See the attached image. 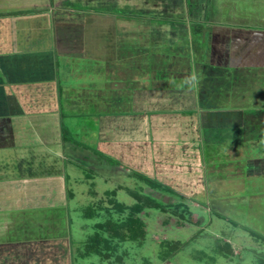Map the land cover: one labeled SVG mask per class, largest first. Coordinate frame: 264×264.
<instances>
[{
    "label": "crops",
    "instance_id": "obj_1",
    "mask_svg": "<svg viewBox=\"0 0 264 264\" xmlns=\"http://www.w3.org/2000/svg\"><path fill=\"white\" fill-rule=\"evenodd\" d=\"M51 1L0 0V264L59 262L60 257L56 259L60 251L65 254L62 259L65 264H71L75 256H93H81L78 250L85 240L75 244L71 234L72 200L78 197L80 185H77L74 171L70 170L81 166L74 152L84 154L83 150L88 147H80L65 136V129L71 130L60 124L61 101H66L69 108L73 95L77 93L94 89L102 95L109 92V88H116V92L131 90V108L101 116L97 136L99 150L114 153L119 159L125 158L130 165H143L144 161L139 160L147 150V163L151 168L153 164L156 166L158 158L171 161L162 165L164 171L169 172L166 177L171 179L169 175L174 176L170 181L181 175L175 174L178 170L174 161L169 160L174 156L179 157L180 165V160L193 156L195 159L199 157L201 162L212 158L218 164L225 159L234 160L228 158L231 152H234V157L237 155L235 152L239 151L241 157L240 152L243 156L249 152L254 156L252 163L264 167L262 145L259 156L254 151L256 148L246 145L254 138H264V98L261 103L252 100L249 88L239 92L237 98H232L234 80L210 81L217 85L219 98H214L213 94L210 99L217 108V111H211L214 114L210 113V116L223 127L225 125H221V121L229 119V127H225L229 135L236 126V116H241L242 130L239 127L233 134L241 135L242 139L237 141L232 135L231 139L222 138L223 128L211 126L219 136L207 141L205 131L208 127L204 124L205 114L211 108L204 97L208 85L205 72L208 61L215 74L217 71L218 75L222 72H230L236 77L240 75L241 86L250 85L252 70L264 69V0H251L253 11L234 18H225L224 15L222 22L215 21L218 20L216 13H212V20H206L204 10L211 3L206 5L202 0L200 3L196 0L201 11L193 3L194 13L184 15L186 22L192 20L196 27L192 33L195 39L192 54L195 56L191 59L172 57L171 50L165 47L161 51L158 47H151L150 40L155 36L151 30L146 35L142 34V38L138 31L135 34L133 30L136 28L131 24L139 23L141 19L142 22L148 21V17L140 19L139 15L119 14L113 9L95 11L84 7L87 6L84 4L71 12H60L54 11ZM239 4L235 0L229 6ZM244 4L248 6L249 3ZM184 9L188 11L187 3ZM76 10L78 13L74 12ZM133 37L146 39L144 46L147 45L151 51H137L138 47L132 41L128 49L119 46L125 39ZM143 53H147L144 60L140 59ZM156 53L163 54V63L150 62L149 55ZM84 60L93 62L88 65ZM141 64H144L142 68ZM140 69H147V76L151 75L143 88L133 83L139 81ZM71 77L79 80L81 89L74 87L71 82L75 78ZM98 78L104 79L99 82ZM129 81H132L130 86ZM261 81L264 85V79ZM223 86L227 89L221 92L219 87ZM102 87L106 90L103 91ZM224 102L228 103L226 107L220 106ZM140 103L145 104L143 108L136 107ZM44 116L47 117L45 120L38 119ZM50 130L54 133L52 137H48ZM27 133L33 135V139L26 137ZM177 150L180 153H175ZM105 155V159L111 161L109 155ZM246 166L250 171L252 164ZM121 167L122 164H113L115 169ZM199 167L201 169L202 164ZM152 170L162 171L156 167ZM203 172L201 169L202 183L206 182ZM247 175L249 177L243 179L227 178L223 183L231 189L245 179L264 181L261 171ZM241 227L250 236L257 237L251 236L259 240L254 244L264 242V233L245 225ZM227 243L226 251L220 250L219 255L234 254L239 250L236 248H247L241 241L229 239ZM41 246L44 249L46 246L62 249L46 260L44 255L40 257L42 253H37L41 252L38 249ZM256 264H264V258Z\"/></svg>",
    "mask_w": 264,
    "mask_h": 264
},
{
    "label": "rangeland",
    "instance_id": "obj_2",
    "mask_svg": "<svg viewBox=\"0 0 264 264\" xmlns=\"http://www.w3.org/2000/svg\"><path fill=\"white\" fill-rule=\"evenodd\" d=\"M68 1L71 4H65V2ZM199 1L200 0H198V3H200ZM202 1L205 2L206 5L211 3L209 6H206L204 10V13H206L204 14L207 18L206 20H212V13H216V19H218L215 20L216 22H222V19H224L222 16L224 15L225 18H234L237 17L238 14L244 15L246 11L250 13V11L254 10L251 0H243L244 2L242 0H236V3L240 4L234 5V7L229 6V4L232 2L234 3L235 0ZM177 2H179V6H181L182 4H186L187 0H184L182 3H180V0H93L92 2L91 0H53L51 1V6L55 9L54 11L60 12H71L73 8H76L80 4L81 6L84 4L87 5H83L84 7L88 9L91 7L95 11L120 9L122 12L130 11L136 15L149 13L148 16L144 17L150 18V22H142L140 18L141 20L139 23L131 24L136 28V30H133L135 34L139 32V36L141 35L142 38V34L146 35L149 30L153 31L155 36L150 40L153 45L151 47H155L157 43L160 46H167V37L170 35L178 37L183 41L181 37L183 35L185 39H190L192 53L194 54L195 39L192 33L196 30L195 22L192 20L186 22V19L183 18L185 27L187 28L184 33H181V31H184L183 28H180V33L170 32V29L167 28L168 25L163 24L157 26L159 24L156 25V23H154L156 17L162 18V16L169 15L170 18H174L175 20V18L183 17V14L186 15L187 12L183 9V6L182 8L173 9L176 8ZM192 2L197 4L196 6L201 11L196 0ZM245 2L249 3L248 6L244 4ZM74 12L78 13L77 10ZM150 24H154L156 28H153L152 26L154 25L151 26ZM179 26L181 27V24ZM167 29H169L168 32ZM131 41L134 42V45H137V51H143L147 47V45L146 47L144 46L146 39L138 40L137 37L125 39L123 42L124 44L119 46H124L125 49H128ZM125 49L124 51L126 52ZM147 49L149 48L147 47ZM161 49L160 47L159 50L161 51ZM144 58V55L141 54L140 59L144 60ZM175 61H177V59ZM92 62L93 61L84 60V63H88V65ZM206 65L205 72L208 75V85L206 90H204L206 91L204 92V97L206 100L205 103L211 106V108L209 112H206L204 118V124L208 127L205 131V139H207V141H212L213 138L219 136L216 129L212 127H218L220 125L218 120H214L210 116V113L217 111V108L211 104L210 99L213 97V94H215L214 98L216 97V99H219L217 98L218 87L217 85L214 86L211 82H217L219 80L224 81L230 78L231 81L234 80L232 98H237L240 95L239 92H242L245 88H249L251 99L260 102L263 101L264 98V85L261 81L264 79V69L257 71L252 70L249 80L250 85L241 86L243 84L239 80V78H242L240 75L237 74L236 77L234 74L230 75V72H222L218 75L217 71L215 74V71L212 70V64L209 63V61ZM142 66H144V64H141V68ZM195 68L196 67L193 65L194 75L197 76ZM140 70L139 75H141V77L139 81H134L133 83L139 84L141 85L140 87L143 88L142 85L146 83V80L150 79L149 76L151 75L147 76V69L146 71L143 69ZM151 72H149V74ZM259 77H261V79L258 82L257 78ZM103 79L104 78H98L96 80L102 82ZM131 82L132 81L128 82L129 86ZM71 83H74L75 88L81 87L79 86V80L77 78L72 79ZM124 84L125 82L122 83L123 86ZM102 89L103 91L106 90L104 87H102ZM109 89H107L109 92L106 91L104 92L105 94L102 95H99L94 89L77 93L73 95L74 97L70 103L71 107L69 108L67 107V103H65L66 101H61L62 117L60 124L69 127L71 130L66 136L73 139L78 146L88 147L87 150H83L84 154H81L82 152L80 153L79 151L74 152L75 158L81 166L70 170L71 172L74 171V175L77 177V185H80L77 190L78 197L76 200H72V207L74 208L71 213L73 219V223L71 224L72 239L75 244H78L82 240H85L89 234L95 233L97 228L96 223L102 221L107 216L105 209H114L115 201L121 202L127 206L134 204L139 199L136 193L142 194L140 198L142 201L144 198L143 195L150 196L154 199V201L144 202V204L149 206H147L141 214L146 221L147 237L142 245L132 241L126 242L124 247L127 249V252H125L121 261L117 262L113 259L106 260L99 255L86 258L75 256L71 264H256L260 258H264V253H262L264 252L262 250L264 249V242H259V245L255 243V246L254 242L259 241L258 239L254 240L257 237L251 235L254 237L253 239L241 227V225H245L256 230L258 233H264V181L260 182L259 180L255 182L254 180L245 179L244 182H237V187L231 189L226 187V184L223 183L227 178L243 179L244 177H249V175H247L249 172L254 174L261 171L264 173L263 165H254L252 163L254 161L252 153L246 152V156H243V152H240L242 154L241 157L238 151L235 152L237 155L234 157V152H231L232 154L228 156V158H235L234 160L225 159L218 164L217 161H212L211 157H209L211 159H208L210 162H205L204 159L203 162H201L199 157L195 159V156H193L194 158L188 157V160H180V165L178 164L179 157L175 158L176 156H174L169 160L174 161V166H176L175 169L178 170L175 174L181 173L180 177H176L177 180L175 181H170L173 175H169L171 179L165 176V174L169 172H165L162 166L164 162L169 163L171 161H165L163 159L158 160V158L156 166L153 164L151 168V165L147 163V150L143 151L140 157L141 159L139 160L140 162L144 161L143 165H130V161L128 162L125 158L119 159L114 153L112 154L107 153L105 150H99V138L97 136H99L98 132L101 116L109 112H125L133 106L132 96L130 94L131 90L126 89L127 91L125 92L121 89L120 92H116L118 91L116 88ZM226 89L225 86L222 88L219 87L221 92L222 90L226 91ZM215 104L219 106L217 103ZM227 104V102L220 103V106L226 107ZM144 105L145 104L140 103L136 104V107L143 108ZM45 118L47 117L44 116L38 119L45 120ZM236 119L237 121L234 129L230 127L232 129L230 135L227 130L228 128L225 129V127H229L227 125L229 119L225 118L221 121V125H225L224 127L220 126L223 128L222 131L224 130L222 138L231 139L230 136L232 135V138H236V140L238 138V140L242 139L240 137L241 135L235 136L233 134L234 131L239 130L238 128L241 127L243 122L241 116H236ZM240 130H242V127ZM48 135V137H52L54 135L53 131L50 130ZM25 136L33 139V135L30 133H27ZM248 143H246L247 147L251 144V147L256 148L254 151L259 156L260 145L264 148V138H254L251 143ZM101 151L109 155L111 161H107L105 159L106 155ZM175 153H180V150H177ZM250 155H252V157H250ZM101 161L103 166L100 165ZM233 162L235 163L233 164ZM159 163H161L160 166ZM199 163L202 164L203 168L201 167V169L202 172L204 171L203 177L206 180V182L203 181V183L201 182V169L199 167L201 164ZM249 163L252 164L250 171L247 170L249 167L246 166ZM113 164H122V167L120 169H115L113 168ZM153 167L154 169L155 167L156 169L161 168L162 171L158 173L152 170ZM137 172H143L154 179H159V181L169 188L153 187L135 174ZM149 172L152 175H150ZM91 180L94 181L91 182ZM241 183L243 184L241 185ZM88 205H92L95 208L99 207L101 215L94 218H86L83 214L82 207ZM80 206L82 207L80 208ZM127 212L122 214L116 213V217L124 220ZM229 239L241 241L246 244L245 246H247V248H236L239 249L237 253L227 254L223 252L227 255H219L220 250L226 251L227 246L225 245H228L227 241ZM164 241L176 243L178 247H180L179 251L168 260H163L159 255L161 244ZM251 248H253V250H250ZM38 249L41 252L37 253H42L40 257L44 255L47 260L57 255L56 251L61 250L62 247L46 246L44 249V246H41ZM122 249L124 248L122 247L121 250ZM17 250H19V248ZM255 254L257 256H255ZM59 257V262L49 261L46 262V264H65L62 262V259L65 258L63 251H60L56 260H59Z\"/></svg>",
    "mask_w": 264,
    "mask_h": 264
},
{
    "label": "trees",
    "instance_id": "obj_3",
    "mask_svg": "<svg viewBox=\"0 0 264 264\" xmlns=\"http://www.w3.org/2000/svg\"><path fill=\"white\" fill-rule=\"evenodd\" d=\"M193 0H187L188 4V15H192L194 13V6L192 2ZM184 2V0H180V3ZM178 5V6H177ZM177 5L175 6L177 8L185 7V4H182L179 6V2H177ZM193 12H192V10ZM117 11V10H116ZM117 13H123L126 15H136L135 13H131L130 11H117ZM139 14V13H137ZM149 15V13H143L140 16V18H143L144 16ZM183 17L180 18H170V16H162L156 18V25L161 26L163 24L169 25L170 32H176L180 33L181 29L183 28L184 33L187 28L185 27V21L183 20ZM150 18H148L149 22ZM151 21V20H150ZM176 22V23H175ZM181 24V27L179 26ZM151 26L154 24H150ZM178 25V26H176ZM152 27H155L152 26ZM185 28V29H184ZM168 29V30H169ZM167 30V32H168ZM179 31V32H178ZM183 41H181L178 37H175L173 35H170L167 37V46H160L158 43L155 47H162V49L165 47L166 49L171 50L172 57L174 56H181V57H187L188 59H191L193 57L192 54V45L190 42V39L187 40L184 37ZM187 37V36H186ZM188 38V37H187ZM160 43V42H159ZM169 43V44H168ZM151 48V47H150ZM157 48V49H158ZM156 49V50H157ZM145 50L149 51L150 49L145 48ZM151 51V50H150ZM142 55L147 56V53H143ZM150 62L153 63H159V61H163V54H150ZM69 131L65 129V136L67 135ZM140 178H142L147 184L153 186V187H167L164 183L161 181L154 179L145 173L137 172L136 173ZM138 195L139 199L134 204L127 206L125 204H122L121 202L115 201L114 202V209H105V213L107 214L106 218H104L102 221H99L96 223V231L95 233L89 234L87 238L85 239V242L83 246H81L78 250L79 254L81 256H90V255H99L103 259H113L116 261H121L123 259V255L125 252H127V249L124 247L125 243L128 241L137 242L139 245H142L145 242V239L147 237V231H146V221L142 217V212L147 208V206L144 204L146 201H154V199L150 196L143 195V201L140 200L141 195L140 193H136ZM153 206V205H151ZM83 214L86 218H94L98 215H101V210L99 207L95 208L92 205L84 206L82 208ZM128 211V212H127ZM124 212H127L125 215L124 220L118 219L116 217V213L122 214ZM161 251L159 253L160 257L163 260H168L172 256H174L180 249L178 247V244L171 243L169 241H164L161 244ZM124 248L121 250V248Z\"/></svg>",
    "mask_w": 264,
    "mask_h": 264
}]
</instances>
